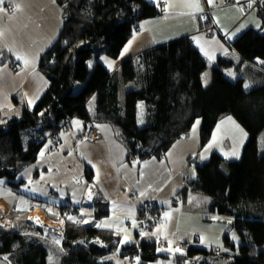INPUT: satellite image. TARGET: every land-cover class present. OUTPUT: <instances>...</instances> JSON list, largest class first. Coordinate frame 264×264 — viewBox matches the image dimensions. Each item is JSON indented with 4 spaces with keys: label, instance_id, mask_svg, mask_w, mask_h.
<instances>
[{
    "label": "trees",
    "instance_id": "obj_1",
    "mask_svg": "<svg viewBox=\"0 0 264 264\" xmlns=\"http://www.w3.org/2000/svg\"><path fill=\"white\" fill-rule=\"evenodd\" d=\"M57 2L62 8V28L39 60V69L50 81L48 90L19 116L0 113V180L20 192L26 184L20 177L22 171L37 160L49 140L58 143L59 132L73 118L113 125L129 158L140 163L164 158L176 141L189 136L198 119L201 147L205 146L217 123L232 116L249 133L242 157L228 161L213 153L196 165L190 159L195 175L186 177L174 201H186L191 193L210 197L209 211L233 218L232 227L242 244L237 248L226 235L227 252L186 245V251L175 259L194 264H264V144L260 140L264 78L247 88L244 80L226 75L234 62L220 58L206 84L209 63L188 37L149 48L112 73L100 58L120 56L139 31L140 22L150 15L152 4L148 0ZM260 15L263 28L248 30L234 41L233 48L244 61L264 69V5ZM96 210L97 219L109 214L100 202ZM161 211L154 207L151 213L141 206L139 219L146 229L158 224ZM16 222L10 229L0 224V257H7L10 264H113L104 258L117 252L150 264L166 255L160 253L157 240L141 238V230L134 244L120 248L117 234L79 225L76 219L65 221L63 248H59L50 238H43L44 232L25 215Z\"/></svg>",
    "mask_w": 264,
    "mask_h": 264
},
{
    "label": "crops",
    "instance_id": "obj_2",
    "mask_svg": "<svg viewBox=\"0 0 264 264\" xmlns=\"http://www.w3.org/2000/svg\"><path fill=\"white\" fill-rule=\"evenodd\" d=\"M148 1L152 4L150 15L140 22L139 31L120 56L100 58L110 72L118 71L125 60L138 59L149 48L188 37L209 63L210 68L205 73L209 80L212 66L220 58L234 62L226 75L234 81L244 80L247 88L264 78V69L244 61L233 48L234 41L245 32L263 28L260 9L264 0H213L212 4L208 0ZM62 24V8L57 0H5L0 5V113L3 116H19L23 108H33L48 90L50 81L39 69V60L59 36ZM89 124L73 118L59 132L58 143L49 140L45 144L50 142L43 156L27 165L20 175L29 176L24 178L26 184L34 185L30 192H14L0 180L2 227L13 228L17 218L25 215L31 225L44 232L46 238L42 235L43 238H50L63 248L56 240L62 241L64 236L52 231L51 227L63 225L64 229L65 221L76 219L79 225H92L94 230L117 234L121 248L122 244L137 240L141 227L139 210L145 205L150 212L154 207H161L171 213L170 222L167 216L165 218L169 223L168 231L176 236L184 252L186 245L227 252L226 235L237 248L241 246L242 240L232 227L233 218L209 211L210 197L191 193L186 201H176V204L174 201L185 185L189 174L185 175L186 165L188 167L190 159L196 165L206 162L213 153L228 161L242 157L249 133L234 117H223L203 147L200 121L195 128V138L191 140L188 136L176 141L162 159L151 158L140 163L129 158L117 128L111 124H96L100 138L85 140ZM260 140L264 144V134ZM194 175L192 171L191 176ZM99 202L106 205L109 214L97 219ZM39 210L42 217L34 222L33 216ZM39 223L46 225V230ZM154 226L148 231L145 228L142 238L157 240L154 231L158 234L160 228L157 224ZM160 234L161 239H169L164 232ZM119 253L104 259L115 264L113 258L119 257ZM188 262L194 264L192 261L178 264ZM0 264L10 263L0 257Z\"/></svg>",
    "mask_w": 264,
    "mask_h": 264
},
{
    "label": "rangeland",
    "instance_id": "obj_3",
    "mask_svg": "<svg viewBox=\"0 0 264 264\" xmlns=\"http://www.w3.org/2000/svg\"><path fill=\"white\" fill-rule=\"evenodd\" d=\"M211 73V72H210ZM205 79H204V81L206 82V84L208 83V81H209V75H205V77H204ZM210 78H211V75H210ZM92 106V105H91ZM90 106V107H91ZM34 107V106H33ZM17 116H18V114H17ZM201 120H197V122H196V124L194 125L195 127H193L192 128V130H191V132H190V134H189V137L188 138H190L191 137V140L193 139V138H195V136L197 135V130H195V128H196V126H197V124L200 122ZM195 132V133H194ZM64 133V132H63ZM62 133V134H63ZM187 138V139H188ZM186 139V138H185ZM50 145V142L47 144V145H45L46 147H44L43 149H41L42 151L41 152H39V157H42L43 156V153L46 151V148H48V146ZM187 169V170H186ZM186 172H185V175L187 174V173H189V174H187L188 176H186V177H193V176H191L192 175V171H194L195 169H194V166H190L189 164H188V167H187V165H186ZM20 177H22V178H24V177H27L26 179H28V177L29 176H20ZM32 177H34V176H32ZM34 187V185H33V183H31V182H28L27 184H24V185H21V191H23V192H25V193H28V192H30V189L31 188H33ZM153 211V210H152ZM152 211H151V213H152ZM150 212V211H149ZM162 212V215L160 216V220H159V222H158V224H157V228H160V233H161V231L162 232H164V236H168L169 237V239H161V234L160 233H158V234H156V231H154V233H155V237H158L157 238V240H158V242L161 244V246H159V251H160V253H166V255L165 256H159V258H158V260L156 261V262H154V263H150V264H178V262H177V260L175 259L176 258V255H178V254H182L184 251H182V246H181V244L180 243H178V241L176 240V236L174 235V234H172V233H170L169 231H168V227H169V223L168 222H170L171 221V213H169V211H161ZM166 216L168 217V222H166L165 221V218H166ZM142 221V220H141ZM35 222V221H34ZM55 222V221H54ZM40 224V223H39ZM42 224V223H41ZM40 224V226L41 227H43L44 228V230H46L45 229V227H46V225H41ZM139 224H140V222H139ZM55 225H56V223H55ZM52 226H53V224H52ZM61 227H63V225L61 226V225H59L57 228L59 229L60 228V230L62 231V234H63V236L65 235V229H63V228H61ZM155 226H151V227H149V228H151V229H153ZM140 228V230L141 231H143L142 230V228L141 227H139ZM52 231H53V229H51ZM48 231V230H47ZM147 231H148V229H147ZM48 234H50L51 236H53V233H50V232H47V235ZM46 235V234H45ZM151 235H153V234H151ZM46 237V236H45ZM142 238V237H141ZM59 240H60V238H58ZM59 240H56V244H58V243H62V241H59ZM136 241V240H135ZM58 242V243H57ZM135 242H133L132 244H134ZM62 245V244H61ZM128 245H130V243H126V244H122L121 246V248H123L124 246H128ZM201 247V246H200ZM113 261L115 262V264H140V261L137 259V258H135V259H132V258H130V257H121V256H119V257H114L113 258ZM50 263H52L51 262V260H50ZM149 264V263H148ZM185 264H191V262H188V263H185ZM226 264V263H225Z\"/></svg>",
    "mask_w": 264,
    "mask_h": 264
},
{
    "label": "built area",
    "instance_id": "obj_4",
    "mask_svg": "<svg viewBox=\"0 0 264 264\" xmlns=\"http://www.w3.org/2000/svg\"><path fill=\"white\" fill-rule=\"evenodd\" d=\"M209 17V16H208ZM72 119L68 120L67 123L71 122ZM66 123V124H67ZM100 138V133L98 132V128L97 125L95 123H90L87 126L86 132H85V136L84 139L88 140V141H93ZM146 214V213H145ZM141 228H143V230L146 228L145 222L142 220L140 223ZM58 226L53 228L51 227V229H53V231L57 234H62V231L60 230V228H57ZM63 235V234H62ZM44 236V235H43ZM45 237V236H44ZM46 238V237H45Z\"/></svg>",
    "mask_w": 264,
    "mask_h": 264
},
{
    "label": "bare ground",
    "instance_id": "obj_5",
    "mask_svg": "<svg viewBox=\"0 0 264 264\" xmlns=\"http://www.w3.org/2000/svg\"><path fill=\"white\" fill-rule=\"evenodd\" d=\"M0 206H2L3 207V203L0 201ZM37 215H34L33 216V221H35V222H39V220H40V218L42 217V213H41V211L39 210V211H37V213H36Z\"/></svg>",
    "mask_w": 264,
    "mask_h": 264
},
{
    "label": "snow or ice",
    "instance_id": "obj_6",
    "mask_svg": "<svg viewBox=\"0 0 264 264\" xmlns=\"http://www.w3.org/2000/svg\"><path fill=\"white\" fill-rule=\"evenodd\" d=\"M5 3V0H0V5H3ZM208 3L209 4H212L213 3V0H208ZM17 8L19 7L18 5L16 6ZM198 7V6H197ZM259 25H257V27H258ZM127 49H125V51H126ZM246 87H247V85H246ZM238 127V126H237ZM242 131V130H241ZM209 147H211V145H209ZM233 155H238V153H236V152H233ZM71 219V218H70ZM7 259V257H5V260Z\"/></svg>",
    "mask_w": 264,
    "mask_h": 264
},
{
    "label": "water",
    "instance_id": "obj_7",
    "mask_svg": "<svg viewBox=\"0 0 264 264\" xmlns=\"http://www.w3.org/2000/svg\"><path fill=\"white\" fill-rule=\"evenodd\" d=\"M161 256V255H160Z\"/></svg>",
    "mask_w": 264,
    "mask_h": 264
}]
</instances>
